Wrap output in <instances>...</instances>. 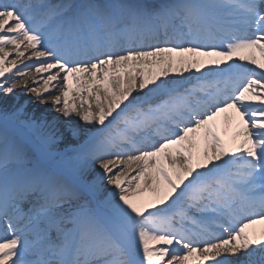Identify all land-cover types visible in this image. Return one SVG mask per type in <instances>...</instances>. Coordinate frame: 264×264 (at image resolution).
<instances>
[{
    "label": "snow or ice",
    "instance_id": "6c2138e0",
    "mask_svg": "<svg viewBox=\"0 0 264 264\" xmlns=\"http://www.w3.org/2000/svg\"><path fill=\"white\" fill-rule=\"evenodd\" d=\"M0 264H264V0H0Z\"/></svg>",
    "mask_w": 264,
    "mask_h": 264
},
{
    "label": "bare ground",
    "instance_id": "6f19581e",
    "mask_svg": "<svg viewBox=\"0 0 264 264\" xmlns=\"http://www.w3.org/2000/svg\"><path fill=\"white\" fill-rule=\"evenodd\" d=\"M28 55H30V50L29 52H26L25 57H27ZM9 59H16L15 55L9 57ZM24 63L28 64L30 63V61H28L26 58L24 59ZM18 70L19 71H25L23 65H18ZM34 70V68H33ZM15 71V70H14ZM31 75H36L35 73H30L29 74V80H30V86L32 87H39L42 88L43 87V83L40 82L38 84L32 85L31 84ZM60 85H56V88H59ZM54 94H58L55 92L54 89ZM73 95H75L77 97V103L79 104V96L78 94H76L75 92H73ZM11 98V103H14L15 106H21L23 107V110L25 112L28 113V115H35L37 117H40L41 115L46 116L50 121L52 120L53 117L59 116V121L62 122L66 128L67 122L64 120L63 116H60L59 113L57 112H53L52 109V105L50 103H44V104H34L32 103V98H33V94L31 93H26L25 90L22 87H18L14 93H12L11 95H9L7 97V101L8 98ZM73 123H75L77 126L82 125V122H80L79 120L74 121ZM64 130V129H62Z\"/></svg>",
    "mask_w": 264,
    "mask_h": 264
},
{
    "label": "rangeland",
    "instance_id": "374dc122",
    "mask_svg": "<svg viewBox=\"0 0 264 264\" xmlns=\"http://www.w3.org/2000/svg\"><path fill=\"white\" fill-rule=\"evenodd\" d=\"M8 103H10V104H11V98H10V97L8 98Z\"/></svg>",
    "mask_w": 264,
    "mask_h": 264
}]
</instances>
